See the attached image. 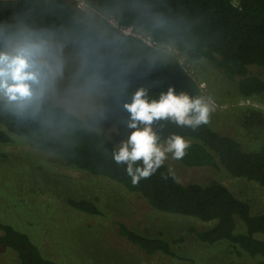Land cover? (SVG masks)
I'll use <instances>...</instances> for the list:
<instances>
[{"label":"trees","instance_id":"trees-1","mask_svg":"<svg viewBox=\"0 0 264 264\" xmlns=\"http://www.w3.org/2000/svg\"><path fill=\"white\" fill-rule=\"evenodd\" d=\"M88 1L119 23L145 31L158 44H170L185 56L209 60L215 67L214 78L234 81L238 95L250 97L264 91V0ZM0 9L10 19L9 32L19 31L14 26L31 30L70 55L89 92L101 96L117 114L130 116L124 103L131 102L140 86L149 89V99H158L169 87L177 93L201 96L199 82L179 63L169 68L151 63L156 47L123 35L107 23L102 28L87 21L73 0H0ZM2 43L0 40V46ZM255 67L260 71L254 73ZM207 88L216 99V90L208 83ZM153 128L162 143L173 134L191 142L186 155L176 159L182 165L216 167L232 177L255 182L264 193V142L258 150H246L238 139L210 122L193 129L161 120ZM15 136L65 165L123 185L155 210L211 222L205 229H192L197 240L208 244L222 241L230 252L247 253L255 258L253 264H264V212L252 213L249 203L224 184L182 183L164 163L134 185L127 164H117L113 158L118 147L48 95L38 108L23 114L0 99V142ZM135 166L142 167V163ZM95 200L68 197L66 203L85 213L100 214ZM24 231L0 220V246L11 250L19 264H61L45 257ZM118 233L146 254L179 257L161 236L142 235L122 222Z\"/></svg>","mask_w":264,"mask_h":264},{"label":"rangeland","instance_id":"rangeland-1","mask_svg":"<svg viewBox=\"0 0 264 264\" xmlns=\"http://www.w3.org/2000/svg\"><path fill=\"white\" fill-rule=\"evenodd\" d=\"M84 2L85 9L77 12L103 28L107 23L105 15L92 1ZM9 20L0 9L3 42L0 49L14 34L7 30ZM13 28L21 32V28ZM53 49L62 58L64 71L47 95L92 125L103 139L119 147L133 131L125 126L129 116L115 113L101 96L90 93L70 55L54 45ZM156 50L151 63H162L167 68L174 62L179 63L196 81L204 83L200 94L205 98H211L207 83L216 90V99H211L217 105L209 122L217 130L238 139L246 150L261 148L264 91L250 97L240 96L234 81L214 78L209 60L185 56L170 44H159ZM259 71L253 68L254 73ZM164 163L182 183H222L247 201L252 213L264 212V193L253 181L232 177L213 166H184L173 159L172 153L167 154ZM68 197L96 199L101 213L76 210L66 203ZM0 220L27 231L45 257L61 264H253L255 260L244 252L239 256L230 252L222 241L208 244L197 240L192 229H205L211 222L155 210L123 185L65 165L18 136L0 142ZM119 222L142 235L163 237L179 257L144 253L118 233ZM0 264L19 263L11 250L0 246Z\"/></svg>","mask_w":264,"mask_h":264},{"label":"clouds","instance_id":"clouds-1","mask_svg":"<svg viewBox=\"0 0 264 264\" xmlns=\"http://www.w3.org/2000/svg\"><path fill=\"white\" fill-rule=\"evenodd\" d=\"M63 71L64 62L48 39L31 30L14 33L0 49V99L21 114L34 110ZM124 108L130 114L125 126L133 131L119 144L113 158L117 164H127V174L135 185L154 174L168 153L173 159H182L191 146L189 140L177 134L162 143L154 123L164 120L196 129L209 123L214 101L177 93L173 87L160 93L158 99H149V89L140 86ZM138 163L142 167L135 166Z\"/></svg>","mask_w":264,"mask_h":264},{"label":"built area","instance_id":"built-area-1","mask_svg":"<svg viewBox=\"0 0 264 264\" xmlns=\"http://www.w3.org/2000/svg\"><path fill=\"white\" fill-rule=\"evenodd\" d=\"M73 1H74L77 9H85V7L87 6V4L84 2V0H73ZM104 17L107 21V24L111 28L116 30L117 32H119L123 35L136 37L148 46H151V47H158L159 46V44L155 40H153L145 31L140 30V29L134 27L133 25L121 24L111 15H105ZM198 85H199L200 89L204 87L203 82L198 83ZM212 101H214V100H212ZM216 105H217V103L214 101V106H216Z\"/></svg>","mask_w":264,"mask_h":264}]
</instances>
